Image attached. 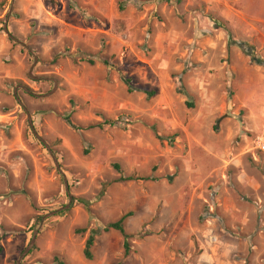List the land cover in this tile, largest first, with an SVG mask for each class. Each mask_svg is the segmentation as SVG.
Instances as JSON below:
<instances>
[{
    "label": "rangeland",
    "instance_id": "obj_1",
    "mask_svg": "<svg viewBox=\"0 0 264 264\" xmlns=\"http://www.w3.org/2000/svg\"><path fill=\"white\" fill-rule=\"evenodd\" d=\"M130 211L125 256L103 229ZM18 261L264 264V0H0V264Z\"/></svg>",
    "mask_w": 264,
    "mask_h": 264
},
{
    "label": "trees",
    "instance_id": "obj_2",
    "mask_svg": "<svg viewBox=\"0 0 264 264\" xmlns=\"http://www.w3.org/2000/svg\"><path fill=\"white\" fill-rule=\"evenodd\" d=\"M217 22L220 23L221 21L217 20ZM222 24H225V23H222ZM90 62L93 63L92 60H90ZM105 63L108 64V61H105ZM153 94H154V91L149 92V96L153 95ZM103 123L112 124L113 122L111 120L106 119ZM103 123H97V124L93 125V127L102 128L104 125ZM153 130L156 131V128L153 127ZM175 135H177V133ZM158 137L160 140L164 138V136H160V135ZM165 137L169 138L168 136H165ZM115 166L117 167V169H120V166L118 164H116ZM140 179L141 180H157V178L153 177V176H142V175H135V174L125 176V177H123V176L120 177V180H125V181L140 180ZM67 211L68 210H63L60 213L64 214ZM132 215H133L132 211L124 213V214H122V216L118 220L113 221V222H109L103 229L106 232L109 231L110 229H115V230H118L119 232H121L122 236L124 237V255L125 256H129V254H130L131 247L129 245L128 239L132 236L125 228V221L128 217H130ZM84 231H85V229H77V232H84ZM97 234H98V230H92V232L90 233V235L88 236V238L85 241L83 252H84L85 258H87L89 260H92L94 258V253H93L92 248L95 244ZM60 264H63V263H60Z\"/></svg>",
    "mask_w": 264,
    "mask_h": 264
},
{
    "label": "water",
    "instance_id": "obj_3",
    "mask_svg": "<svg viewBox=\"0 0 264 264\" xmlns=\"http://www.w3.org/2000/svg\"><path fill=\"white\" fill-rule=\"evenodd\" d=\"M7 33H8V35L11 37V38H13V39H15V40H17L18 41V39L17 38H15L11 33H9V31L7 30ZM31 71H33V67L31 68ZM30 77L32 78V79H45L44 77H41V76H36V75H30ZM25 89L27 90V92H29V93H33L31 90H29L28 88H26L25 87ZM20 103H21V105L25 108V106L23 105V103L20 101ZM25 110L27 111V114H28V118H29V123H30V125H31V128H32V130L34 131V133H35V135H36V137L49 149V151L52 153V150H51V148L49 147V145L47 144V142L38 134V132H37V130H36V128H35V126H34V122H33V119H32V116H31V113L27 110V108H25ZM53 158H54V161H55V163H56V165H57V167H58V169L59 170H61V167H60V165H59V162H58V159H57V157L55 156V155H53ZM35 239H36V233L34 234V236H33V239L31 240V243L27 246V248L24 250V252L22 253V255H21V258H20V260L21 259H23L28 253H29V251L31 250V248L33 247V245H34V243H35ZM19 260V261H20ZM19 261H18V264H19Z\"/></svg>",
    "mask_w": 264,
    "mask_h": 264
}]
</instances>
